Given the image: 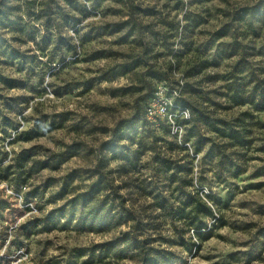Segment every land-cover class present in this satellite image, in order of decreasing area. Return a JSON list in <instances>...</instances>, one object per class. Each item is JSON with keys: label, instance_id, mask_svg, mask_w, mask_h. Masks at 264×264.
Segmentation results:
<instances>
[{"label": "rangeland", "instance_id": "1", "mask_svg": "<svg viewBox=\"0 0 264 264\" xmlns=\"http://www.w3.org/2000/svg\"><path fill=\"white\" fill-rule=\"evenodd\" d=\"M256 83L264 0H0V264H137L94 252L128 232L81 205L101 159L141 195L156 264H264V111L239 104ZM192 191L219 219L202 244L167 214Z\"/></svg>", "mask_w": 264, "mask_h": 264}, {"label": "trees", "instance_id": "2", "mask_svg": "<svg viewBox=\"0 0 264 264\" xmlns=\"http://www.w3.org/2000/svg\"><path fill=\"white\" fill-rule=\"evenodd\" d=\"M179 94L181 96V93ZM165 99L168 100V96H165ZM239 102L240 105H250L255 112L264 111V92L260 84L256 83L246 96L239 94ZM174 105L175 108H180L177 103ZM192 119L209 128L212 133L227 138L240 146H244L248 142L236 127L229 126L225 121L212 118L205 113H197V115L193 113ZM106 166L107 161L103 159L96 164L93 170L96 180L87 187L81 205L86 210H95V221L104 223L107 231L127 225L128 232L123 233L122 237L102 245V250L97 247L94 252H102L104 256H107L106 258H113L116 261L129 259L136 260L137 264H156L155 262L162 259V250L154 248L152 244L156 241L143 231L142 223L145 222V219L142 217V207L139 201L141 195L131 191L121 195L119 193L120 186L115 184L111 175L102 173ZM106 191L109 192L107 198L110 205L103 215L104 219H101L97 212L100 204L97 196ZM167 214L173 223H184L192 231L193 238L199 244L211 238L209 221H219V219L216 220L214 206L203 200L196 191L187 195L180 208L169 209Z\"/></svg>", "mask_w": 264, "mask_h": 264}, {"label": "clouds", "instance_id": "3", "mask_svg": "<svg viewBox=\"0 0 264 264\" xmlns=\"http://www.w3.org/2000/svg\"><path fill=\"white\" fill-rule=\"evenodd\" d=\"M185 3H187V0H185ZM190 113L189 112H185L184 113V116L187 118L189 117ZM181 135H183V131H181ZM4 187L3 185H0V188ZM124 230H127L126 228ZM111 238V235H108V236H103V237H93L94 241L99 243V242H102L103 240H107V239H110Z\"/></svg>", "mask_w": 264, "mask_h": 264}, {"label": "built area", "instance_id": "4", "mask_svg": "<svg viewBox=\"0 0 264 264\" xmlns=\"http://www.w3.org/2000/svg\"><path fill=\"white\" fill-rule=\"evenodd\" d=\"M154 100V102L155 101H158V99H153ZM166 100V99H165ZM159 107H160V109H161V111L164 113V115H166V107H161L160 105H158ZM155 107V104L153 103V104H150L149 105V107H148V109H147V114L149 115V116H152V115H154L153 114V108ZM185 112H183V114H184Z\"/></svg>", "mask_w": 264, "mask_h": 264}]
</instances>
